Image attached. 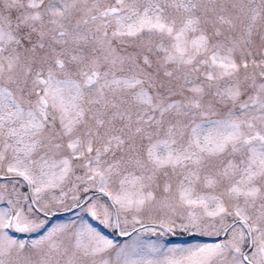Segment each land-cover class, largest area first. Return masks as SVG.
<instances>
[{"label":"snow or ice","instance_id":"1","mask_svg":"<svg viewBox=\"0 0 264 264\" xmlns=\"http://www.w3.org/2000/svg\"><path fill=\"white\" fill-rule=\"evenodd\" d=\"M0 264H264V0H0Z\"/></svg>","mask_w":264,"mask_h":264}]
</instances>
